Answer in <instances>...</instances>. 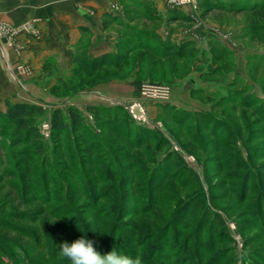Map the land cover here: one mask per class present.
Wrapping results in <instances>:
<instances>
[{
    "label": "rangeland",
    "instance_id": "374dc122",
    "mask_svg": "<svg viewBox=\"0 0 264 264\" xmlns=\"http://www.w3.org/2000/svg\"><path fill=\"white\" fill-rule=\"evenodd\" d=\"M262 5L129 7L126 22L109 27L117 37L103 55L112 68L76 71V58L103 56L90 55L89 40L76 47L69 74L45 64L33 78L41 133L50 142L53 112L77 108L101 154L69 159L51 142L36 170L21 171L24 146L0 123V264H71L61 246L79 238L102 255H140L142 264H264ZM153 33L193 40L199 52L164 58L140 49L128 64L116 59L146 35L154 42ZM66 146L70 154L82 148L74 138Z\"/></svg>",
    "mask_w": 264,
    "mask_h": 264
},
{
    "label": "crops",
    "instance_id": "0c3cea01",
    "mask_svg": "<svg viewBox=\"0 0 264 264\" xmlns=\"http://www.w3.org/2000/svg\"><path fill=\"white\" fill-rule=\"evenodd\" d=\"M151 3L168 7V0H0V112L7 101L34 104L40 87L33 78L49 63L69 74L83 41L91 42V56L109 52L117 37L112 22L119 27L125 9Z\"/></svg>",
    "mask_w": 264,
    "mask_h": 264
},
{
    "label": "trees",
    "instance_id": "16d2710c",
    "mask_svg": "<svg viewBox=\"0 0 264 264\" xmlns=\"http://www.w3.org/2000/svg\"><path fill=\"white\" fill-rule=\"evenodd\" d=\"M259 11L264 14V5L260 6ZM152 38H154L155 41L149 42L146 35L143 43L140 42L138 45L126 47L124 49V54L118 55V57L116 56V59H122L124 64H128L130 56L136 52V50L140 49L149 51L152 55L159 54V52L163 53L162 57L164 58H192L197 52H199V49L196 47L193 40H188L184 43L171 42L170 40L164 41L156 33H153ZM108 57L109 56L107 55H103L94 61L86 57L76 58V71H78L81 76H85L94 73L95 68H101L102 66L112 68L114 62L108 61ZM95 64L98 65L95 66ZM121 66L122 65H120V67ZM43 111V107L37 104L12 103L7 101L6 112H0V123L12 126L13 131L17 134V137H15L16 146H24L23 150L16 153L18 154L16 155L18 162H21L19 164H22L21 167H19L21 171L29 170L31 173L32 170H36V158L42 151L49 152L48 150L51 148V142L54 143L56 148H58L57 155L59 156H67L69 159L73 158L74 160H78L80 158L79 154L83 153L85 154L84 157H93L94 161L97 160L96 155L101 154L99 148L100 143L96 140V132L90 128V125L86 122L85 117L80 110L71 107L67 111L57 109L53 112L51 119L50 142L45 139L39 127L38 118L43 114ZM102 113L105 114L106 111L102 109L95 110L96 116ZM127 124H129V121ZM127 124L124 123L121 128L125 127L128 129ZM119 134L118 131V134L116 135L118 136ZM72 138H74L82 148L81 150L74 151L75 153L71 152L70 154L71 146H66V143L72 141ZM88 158L87 160H89ZM75 166L77 169L78 166ZM29 172L27 171L26 174ZM35 190L37 191V194L38 190H40L39 194L46 193L47 197L49 196V193L46 192V190L42 191L39 188H36Z\"/></svg>",
    "mask_w": 264,
    "mask_h": 264
},
{
    "label": "clouds",
    "instance_id": "9594fccd",
    "mask_svg": "<svg viewBox=\"0 0 264 264\" xmlns=\"http://www.w3.org/2000/svg\"><path fill=\"white\" fill-rule=\"evenodd\" d=\"M60 252L71 264H142L140 255L132 257L115 248L102 255L94 247V242L85 238H79L71 244L65 242Z\"/></svg>",
    "mask_w": 264,
    "mask_h": 264
},
{
    "label": "built area",
    "instance_id": "2783aa9c",
    "mask_svg": "<svg viewBox=\"0 0 264 264\" xmlns=\"http://www.w3.org/2000/svg\"><path fill=\"white\" fill-rule=\"evenodd\" d=\"M189 0H173L174 5H183V3H188ZM49 127V126H48Z\"/></svg>",
    "mask_w": 264,
    "mask_h": 264
}]
</instances>
